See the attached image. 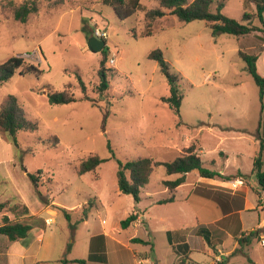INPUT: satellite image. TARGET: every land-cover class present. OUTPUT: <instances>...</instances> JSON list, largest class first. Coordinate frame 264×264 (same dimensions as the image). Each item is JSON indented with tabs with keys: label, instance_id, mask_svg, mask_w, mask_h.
<instances>
[{
	"label": "rangeland",
	"instance_id": "obj_1",
	"mask_svg": "<svg viewBox=\"0 0 264 264\" xmlns=\"http://www.w3.org/2000/svg\"><path fill=\"white\" fill-rule=\"evenodd\" d=\"M25 1L0 0V63L21 56L26 64L38 67L41 75H14L0 86V103L14 98L37 130L18 133V147L0 130V204L6 203L0 220L3 215L22 219L25 206L39 209L41 200L27 174L40 172L38 190L51 203L49 209L59 214L58 246L68 236L66 213L60 207L83 205L78 217L83 220L82 209L86 207L88 223L75 225L76 247L81 249L85 237L101 228L118 240L134 235L147 242L131 245L139 252L137 264H182L186 250L174 251L169 241L195 230L192 210L197 214L201 205L191 197L185 202V197L194 188L197 172L189 173L186 182L171 192L162 182L180 176L167 175L163 167H157L136 202L119 192L117 171L118 162L138 158L171 162L179 150L194 144L203 168L224 174L240 171L248 176V205L257 208L241 215L243 232L229 236L222 231L225 251L235 244L239 247L224 257L229 259L227 264H264V247L259 239L242 246L236 242V238L246 237L264 215V201L259 208L254 190L259 189L263 197L264 191L251 175L254 158L262 147L264 159V98L260 100L258 88L238 55V51L259 55L257 71L264 75V24L254 17L253 5L245 0H218L224 2L222 13L229 18L242 21L244 12L251 16L242 23L256 31L238 39L225 34L212 37L204 21L183 24L168 15L149 22L145 13L158 7L157 0H140L136 13L123 21L101 0H30L35 2L37 12L22 24L14 20L13 11ZM94 27L107 35L109 89L101 95L97 91L101 53H91L86 46ZM157 49L179 78L182 101L178 115L161 101L169 95V87L157 63L148 59V54ZM112 54L113 66L108 62ZM77 75L85 85L84 94ZM69 83L76 102L50 105L45 95L48 88L60 92ZM91 155L104 162L95 171L78 175L76 168ZM212 160L215 166L210 164ZM171 196L175 203L157 204ZM135 212L143 213L147 233L141 225L129 230L120 227V222ZM43 221L44 228L40 229L52 223ZM260 235L264 239V230ZM13 246L0 251L6 264H20L15 254L21 245ZM207 251L211 253L205 244V252L193 250L187 255L196 264H211Z\"/></svg>",
	"mask_w": 264,
	"mask_h": 264
},
{
	"label": "trees",
	"instance_id": "obj_2",
	"mask_svg": "<svg viewBox=\"0 0 264 264\" xmlns=\"http://www.w3.org/2000/svg\"><path fill=\"white\" fill-rule=\"evenodd\" d=\"M253 5L254 17L260 24H264V0H245ZM158 7L147 10L145 13V19L149 22L161 19L168 15L175 16L180 23L187 24L194 21H204L207 23L211 36L216 37L218 35H230L236 38H243L250 35L256 28L243 24L242 21L250 20L251 16L244 12L242 21L229 18L222 13L225 4L223 1L218 0H193L188 2L187 0H157ZM101 4L111 8L115 16L119 20H125L132 17L140 7V0H101ZM37 12V7L34 1L26 0L18 8L13 11V18L19 23H26L29 15ZM149 25V24H148ZM108 48H105L101 52L100 68L97 72L99 78V84L97 86L98 94L101 95L109 89L105 62L107 58ZM239 57L246 64V71L252 77L255 85L258 88L259 98H264V75L261 76L257 71V56L248 55L242 51H238ZM148 59L155 61L159 67L160 73L164 76L168 87L169 95L162 97L161 101L165 103L170 110L176 115L179 114V108L182 101V95L178 89L179 78L176 74L172 73L168 63L165 61L162 52L157 49L148 54ZM27 76L41 75V71L34 65L26 64L21 56H12L5 62L0 63V86L9 82L14 75ZM79 87L84 94L86 91L84 83L77 75ZM72 85L69 83L64 86V89L60 92H54L50 87L45 92L50 105H68L76 102L74 93L72 92ZM0 130L10 138L12 143L18 147L17 134L20 132L33 133L37 130L36 124L30 122L22 110L17 106L16 101L12 97L4 99L0 103ZM195 146L191 145L187 148H183L181 153L171 162H158L152 158H138L127 161L125 163L118 162L117 171V186L121 194L129 195L134 198L136 202L139 201L141 189L146 187L149 182V177L153 170L157 167H163L167 175H179L180 177L175 181H163L162 184L165 188H168L171 192H175L176 189L184 183L185 175L196 171L198 176L206 179H222L223 181H233L237 178L244 180L246 176L238 173L234 176H223L220 173L203 168L200 158L195 153ZM263 147L255 156L252 167V174L255 175L258 186L261 191H264V159L262 153ZM104 161L96 155H91L85 160L81 161L76 168L78 175H84L89 172L95 171ZM38 175L40 174L37 173ZM38 175L27 174L31 181L35 192L42 201L46 204L47 201L43 199L42 194L38 190ZM256 195L260 196V192L256 190ZM189 199H187L188 201ZM174 196L160 202V204L172 203ZM6 208V203L0 204V212ZM60 211L64 212V210ZM82 218L87 216V208L82 209ZM197 223L198 230L196 231V239L190 238V244L187 243L177 247V249L184 248L189 254L193 249L196 251H202L205 244L210 245L209 232L204 228L202 222L205 220L201 212L197 211ZM68 218V217H66ZM137 215L131 214L125 220L120 222L122 229H127L133 222L136 221ZM208 220V219H207ZM40 223L39 225L34 224ZM33 225L44 228L43 219L30 215L28 209L24 207L22 219L12 220L7 215L1 217L0 224V236L5 237L9 242L19 241L24 239L28 233L32 230ZM258 238V231H251L246 237H240L237 239L239 246L243 244H250L252 239ZM195 240V242H194ZM133 243H139L147 245L141 239H133ZM205 243V244H204ZM176 251V249H175ZM238 251V250H237ZM236 252V251H235ZM187 253L184 254L182 264H196L189 258ZM73 263L85 264L84 260H75ZM214 264H227V260L223 259Z\"/></svg>",
	"mask_w": 264,
	"mask_h": 264
},
{
	"label": "crops",
	"instance_id": "obj_3",
	"mask_svg": "<svg viewBox=\"0 0 264 264\" xmlns=\"http://www.w3.org/2000/svg\"><path fill=\"white\" fill-rule=\"evenodd\" d=\"M90 37H88L86 40H88ZM262 51H264V48ZM256 56L258 58L259 55ZM181 150L178 151L179 154L181 153ZM198 152L201 153V151ZM196 155L198 156L197 153ZM221 157L226 158V156L223 154H221ZM210 164L215 166L216 161L212 160L210 161ZM212 171H216L223 176H234L238 173L246 176L244 180L237 178L235 182H227L219 178L206 179L198 176L195 184L193 185L194 188L185 197V202L191 197L197 200V202L201 205L198 211L201 212L202 217L205 219L202 224L209 232L210 237V245L208 246L211 250V253L209 251H207V253L211 254V264H214L216 260L225 259L224 257H226L228 254H233L239 248H237V245L235 244L230 249V251H225L224 249L226 244L224 243V239H222V233L224 232V234L229 236L233 234L232 236H234L238 232H243L244 223L242 221L241 215L244 212L256 211L257 208L248 205V190L246 188L247 175L241 173L240 171H236L235 174H224L222 171L217 170ZM188 174L185 175L184 183L186 182ZM237 181H240L241 184H239ZM242 181L245 183L244 185ZM256 190L259 191V189L254 190L255 194ZM263 201L264 197L260 192L259 208L262 207L261 204H263ZM40 202L38 203L39 209L37 210H32L30 207H25L28 209L30 215L37 216L44 220H51L52 223L49 226H46L45 229H40L38 226L33 225V228L28 233V235L19 241L9 242L5 237H1L0 251L2 249L4 251L6 246L10 244L12 246L17 244L21 245V250H18V252L15 254L19 257L20 264H78L73 263L75 260H84L86 262L85 264L138 263L136 258L139 252L131 249V245L133 243L132 240L138 238L134 235H128L125 239L118 240L114 236L108 234L106 231L101 230V228L100 230L97 228L93 229V231H91L89 235L85 237L84 246L81 249L75 246V236L77 235V228H75V225L81 224V226H87L88 223V215L83 220H79L80 218L78 217V213L80 212V209L83 205L75 208L60 207L66 213L64 215V219L67 222L68 236L65 238L63 245L61 247L58 246L56 225L59 214L58 212L49 209V207H51V203L40 204ZM173 203H175V197L172 203L167 204ZM157 204L160 203L157 201ZM52 205L56 204L52 203ZM262 208H264V206ZM192 211L194 213L196 223L195 230L188 235L173 236L169 243L173 247L174 251L177 247H180L185 243L189 245L190 238L196 239V231L198 230L197 215L194 210ZM134 214L137 215L136 221L133 222L126 230L135 229L141 225V227H145L143 229L144 233H147L148 229L147 226L144 225L145 217L143 213L135 212ZM263 226L264 215L261 219L259 218L258 224L249 231V233L251 231H258L257 239H259L260 243L262 240H264L263 236L260 235L264 230L263 228L261 231ZM168 233L169 235H173L170 231ZM116 234L121 235L119 230H116ZM181 236L184 238L181 239ZM60 248L62 250L61 253L58 252L60 251ZM3 251L0 254V264H6ZM202 252H205V246L203 247ZM226 260L228 263L229 259Z\"/></svg>",
	"mask_w": 264,
	"mask_h": 264
},
{
	"label": "built area",
	"instance_id": "obj_4",
	"mask_svg": "<svg viewBox=\"0 0 264 264\" xmlns=\"http://www.w3.org/2000/svg\"><path fill=\"white\" fill-rule=\"evenodd\" d=\"M92 36L95 37L98 40L104 41L105 44H106V39H107L106 32L101 30L100 28L94 27L93 30H92ZM108 62H109V64L111 66H113L115 64V54L110 55V58L108 59ZM237 182H239V184H241L240 181H237ZM261 245L264 247V240L261 241ZM216 261H220V259H218Z\"/></svg>",
	"mask_w": 264,
	"mask_h": 264
},
{
	"label": "water",
	"instance_id": "obj_5",
	"mask_svg": "<svg viewBox=\"0 0 264 264\" xmlns=\"http://www.w3.org/2000/svg\"><path fill=\"white\" fill-rule=\"evenodd\" d=\"M87 49L94 54L101 53L105 48L106 44L104 41L98 40L95 37H90L87 40Z\"/></svg>",
	"mask_w": 264,
	"mask_h": 264
}]
</instances>
